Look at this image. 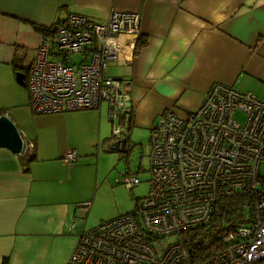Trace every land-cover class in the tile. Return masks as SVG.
I'll use <instances>...</instances> for the list:
<instances>
[{
    "label": "crops",
    "instance_id": "1",
    "mask_svg": "<svg viewBox=\"0 0 264 264\" xmlns=\"http://www.w3.org/2000/svg\"><path fill=\"white\" fill-rule=\"evenodd\" d=\"M111 12L140 15L142 45L128 63L109 65L118 76H108L122 80L119 123L128 130L151 131L167 111L187 117L214 83L264 100V0H0V115L15 123L24 144L19 154L0 146V264H66L77 234L100 223L86 224L93 156L120 136L112 134L108 105L35 114L22 63L33 59L40 28L71 13L102 22ZM70 149L77 158L67 163Z\"/></svg>",
    "mask_w": 264,
    "mask_h": 264
},
{
    "label": "built area",
    "instance_id": "2",
    "mask_svg": "<svg viewBox=\"0 0 264 264\" xmlns=\"http://www.w3.org/2000/svg\"><path fill=\"white\" fill-rule=\"evenodd\" d=\"M139 23V13L111 12L102 22L71 13L48 28L27 71L32 112L106 103L112 134H122L115 124L124 114L122 80L107 69L131 60ZM149 142L146 196L131 211L82 229L66 264H264V100L214 83L187 117L165 112ZM76 158L70 149L63 159ZM121 181L130 190L140 183L132 174ZM235 196L249 202L247 224L224 233L216 251L194 261L186 234L209 222L219 199Z\"/></svg>",
    "mask_w": 264,
    "mask_h": 264
},
{
    "label": "rangeland",
    "instance_id": "3",
    "mask_svg": "<svg viewBox=\"0 0 264 264\" xmlns=\"http://www.w3.org/2000/svg\"><path fill=\"white\" fill-rule=\"evenodd\" d=\"M78 60V56H73ZM31 58H25L23 68L28 70ZM118 76L115 67L107 69V75ZM125 94V92H124ZM103 107L102 112H105ZM111 122L108 120L109 133ZM123 131L120 135L129 136L126 146L121 150H111V141L107 146L99 147L93 156L96 167V183L93 185L89 199L92 205L87 216V227L94 226L101 221H107L123 215L133 209L135 201L146 196L149 179L150 129L139 125L128 130L126 123L115 122ZM156 122L154 123V126ZM136 176L140 183L128 190L122 184V178L128 175ZM247 224V222L245 223Z\"/></svg>",
    "mask_w": 264,
    "mask_h": 264
},
{
    "label": "trees",
    "instance_id": "4",
    "mask_svg": "<svg viewBox=\"0 0 264 264\" xmlns=\"http://www.w3.org/2000/svg\"><path fill=\"white\" fill-rule=\"evenodd\" d=\"M43 35L49 29H39ZM142 45L139 39L134 50ZM129 124V123H128ZM249 202L243 196L219 199L209 222L199 226L186 234L191 257L194 261L206 258L219 247V238L226 232L245 223L248 218Z\"/></svg>",
    "mask_w": 264,
    "mask_h": 264
},
{
    "label": "water",
    "instance_id": "5",
    "mask_svg": "<svg viewBox=\"0 0 264 264\" xmlns=\"http://www.w3.org/2000/svg\"><path fill=\"white\" fill-rule=\"evenodd\" d=\"M24 74L22 72L17 73L18 82L22 83ZM121 135V134H120ZM129 136H119L118 138L111 141V150L124 149L125 143ZM0 146H5L14 153H21L24 144L22 136L15 125V123L7 116L6 113L0 115Z\"/></svg>",
    "mask_w": 264,
    "mask_h": 264
},
{
    "label": "flooded vegetation",
    "instance_id": "6",
    "mask_svg": "<svg viewBox=\"0 0 264 264\" xmlns=\"http://www.w3.org/2000/svg\"><path fill=\"white\" fill-rule=\"evenodd\" d=\"M125 146H126V143H125Z\"/></svg>",
    "mask_w": 264,
    "mask_h": 264
}]
</instances>
